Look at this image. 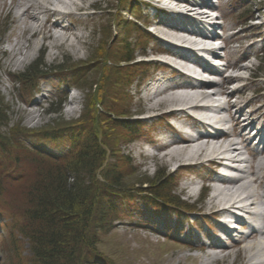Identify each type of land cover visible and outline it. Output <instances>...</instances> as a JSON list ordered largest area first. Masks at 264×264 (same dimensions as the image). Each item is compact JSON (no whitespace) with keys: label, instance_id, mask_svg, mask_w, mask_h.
<instances>
[{"label":"rangeland","instance_id":"obj_1","mask_svg":"<svg viewBox=\"0 0 264 264\" xmlns=\"http://www.w3.org/2000/svg\"><path fill=\"white\" fill-rule=\"evenodd\" d=\"M91 1L96 7L88 11L90 20L86 16H81L83 23L81 27L85 26L80 30L83 35L82 40L77 44L72 42L73 44L69 45L63 40L49 39L48 35L42 39L40 34H37L38 38L32 35L31 31L24 29L21 31L24 37L19 42L17 36L23 24L20 22L21 18L16 15L20 12L17 8L18 0H0V107L2 106L1 111L5 116V123L0 124V172L2 175L18 172L16 175L21 174L18 179H21L23 174L26 178L30 172H35L33 160L40 161V159L27 148L47 155L49 152L55 154L62 152L68 142L61 136L54 137L60 129L56 125L79 120L86 109L87 97H93L92 100L96 102L103 100V97L100 99L99 94L105 93L107 89L105 93L107 95L111 86L108 70L114 68L106 61L117 59V52L125 47L124 44H128V51L133 53L136 62L154 63L147 69L137 70L132 77L131 86H126L121 94L122 97H117L114 103L122 107L124 120H128L129 123L138 122V128L135 130L137 138L127 144L129 141L124 137L114 139L110 131H107L113 142H109V135L105 137L101 135L100 143L106 148L107 146L114 148L113 145L117 147L121 160L117 162V159H113L110 162L122 172L125 167L129 169L124 177L127 188L131 189L132 186L143 181L151 182L156 173L163 174L169 177L168 186L172 190V195L180 198L186 211L195 212L196 207L200 208L202 202L205 204L208 200L207 194L205 200L203 197L196 207H191L196 199L194 194L196 188H199L203 178L214 177L216 174L212 172L213 169L206 166L203 168L190 166L186 169L166 167L163 160L149 157V154L154 153L150 143L153 139L165 141L169 137H175L165 125L158 124V127L153 120H149V94L157 87L162 88L174 82L183 83L185 79H181V75L172 68L162 67L161 65L164 64L155 61L156 59L165 61L163 57L152 52L153 48L164 46V42L155 38L159 34L156 30L151 29L153 30L151 34L147 25L144 28V24L150 19V22L162 21L194 30L201 25L192 22L190 18H182L169 10L166 12L164 9L161 10V7H155L152 5V0H89ZM182 1L184 3V0H171L164 1L163 4L172 6L175 2L176 8H180L176 3ZM210 1L213 7L211 8L216 10L219 16V19L215 20L219 25L216 33L223 42L221 44L223 49L217 52V55L222 57L219 63L226 66L229 75H239L244 78L231 88L246 84L247 90L242 95V104H246L251 98L255 99L246 106L245 112L260 105L264 106V0ZM148 6L158 8L166 15L157 13L154 9L147 8ZM250 13L252 17L249 16ZM136 18H139V25H142L141 35L136 32L132 22ZM70 23L64 21V25ZM24 24L25 29L40 28L33 21L26 20ZM56 31L51 30L47 34L57 36ZM76 33L80 32L76 31ZM237 33H239L238 41L227 43L232 35ZM66 38H70L69 32L66 33ZM16 42L19 46L31 45L30 54L25 57L23 47L19 53H11L10 49ZM251 45H253L252 50ZM245 50L248 51V56L244 55ZM38 59L42 67L45 66L47 69H40L39 88L34 95L38 79L32 81L30 76L33 74L30 73V69ZM92 59L94 63H91ZM233 64L235 65L231 67ZM102 66L105 70L100 74ZM221 69L224 67H219V70ZM22 74L26 77L20 79ZM76 76L84 77L85 82L77 84ZM23 78L29 81L23 83L25 82ZM96 85L102 86L103 90L96 89ZM234 97L231 96L230 100L238 102V96ZM36 100H39V104H33ZM263 113L264 109L261 115ZM197 124L202 127V124ZM197 124L192 130H196ZM77 128L83 129L81 124ZM203 130L206 131V128L203 127ZM129 140L133 138L130 137ZM249 147L255 149L254 144H250ZM14 181L13 192H16L20 190L21 187L18 185L21 182ZM21 181L29 183L32 180ZM14 195L18 199V194ZM257 202L258 209L263 211L264 205L259 191ZM126 206L121 208L118 220L113 223L109 231L99 236V243L96 245L99 256L105 259L107 264H202L205 255L209 254L207 245L210 243L214 245L221 243L226 248L218 250L220 253H216V260L209 264L249 262L248 253L242 250L243 245L226 241L225 237H221L220 228L216 223L205 219L201 214L194 217L171 208L161 210L137 199ZM263 221L264 219H261V231L264 230ZM2 222L4 220H0V224ZM239 229L242 234H234L239 236V239L249 233L245 226ZM8 238L6 230L0 229V258L1 251L5 250L3 264H7L8 260H11L10 264H14L17 259L13 252L14 247L10 246L11 241H8ZM19 246L15 247L16 251L21 255L27 254V245Z\"/></svg>","mask_w":264,"mask_h":264},{"label":"trees","instance_id":"obj_2","mask_svg":"<svg viewBox=\"0 0 264 264\" xmlns=\"http://www.w3.org/2000/svg\"><path fill=\"white\" fill-rule=\"evenodd\" d=\"M133 25L141 35L143 32L137 19ZM124 45L117 52V59L106 61L114 68L108 70L111 86L107 95V89L105 93L99 94L103 100L96 102L92 100L93 97H87L86 109L79 120L56 125L60 129L54 137L61 136L68 142L64 153L57 158L27 148L40 159L33 160L35 172H30L26 178L23 174L21 179H18L21 174L16 175L18 172L4 175L0 172V220H4L0 228L6 230L10 246L14 247L17 259L14 264H107L96 250L99 236L109 231L118 220L121 208H126L134 199L143 200L162 210L171 208L186 211L180 198L172 195L168 186L169 177L163 174L156 173L151 182L143 181L131 189L127 188L124 177L129 169L125 167L122 172L110 162L113 159H117V162L121 160L117 147L113 145L114 148H106L100 143L99 137L109 133L114 139L124 137L129 141L127 144L137 138L135 130L138 122L124 120L122 107L114 103L126 86H131L136 71L147 69L149 63L136 62L133 53L128 51L129 45ZM90 61L94 63V59ZM102 68L100 74L105 70ZM40 69L47 68L42 67L38 59L30 69L33 82L39 79ZM22 77L26 76L22 74L20 79ZM23 80V83L29 81ZM75 82L84 83V77L76 76ZM99 87L96 85L95 88L102 91V86ZM1 107L0 124H4L5 116ZM79 124L83 129L77 128ZM130 137L133 140H129ZM15 162L18 163L16 159ZM23 179L32 181L23 183ZM14 180L21 182L18 185L21 188L16 192H13ZM15 193L20 200L15 198ZM24 244L27 245V254L21 255L15 247ZM4 252L1 251V264L6 255Z\"/></svg>","mask_w":264,"mask_h":264},{"label":"bare ground","instance_id":"obj_3","mask_svg":"<svg viewBox=\"0 0 264 264\" xmlns=\"http://www.w3.org/2000/svg\"><path fill=\"white\" fill-rule=\"evenodd\" d=\"M181 3L183 1L176 5H182ZM184 3H188L184 5L189 10H187V15H180L182 18H190L189 20L194 23H200L199 25L209 20V16L200 12L198 7L202 6L209 9L212 7L211 1L184 0ZM93 7H96L95 4L92 1L89 2V0H18L17 8H19L20 12L16 13V15L21 18L20 22L23 24V28H21L17 38L21 42L24 37L21 31L24 29V31H31L32 35L36 37H38L37 34H40L42 39L48 35V38L54 41L63 40L69 45L73 44L72 42L77 44L83 38L80 30H83L85 27H81V24H83L81 16H86L90 20L88 11L93 9ZM168 10L170 11V9ZM250 14L249 16L252 17V13ZM41 16H44V18H41ZM26 20L37 23L40 28L38 30L29 27L25 29L24 23ZM65 20L71 23L64 25ZM150 23L153 25V29L159 33L155 38L164 42V46L156 49L153 48L152 52L162 55L165 60L167 59V65H171L170 61L173 63L176 60L189 64L193 63L190 61L191 53L196 51L194 47L200 44L189 40L190 37H198L202 41H205L202 49L208 51H211V48H209L207 42L212 47L211 43H215L216 41L212 40V37H220L216 33L212 36V34H205L200 30L168 24L162 21H151ZM51 30H57V36L47 34ZM76 31L80 33H76ZM68 32L70 38L67 39L66 33ZM238 34H233L227 43L238 41ZM251 46L250 49L252 50L253 45ZM22 47L23 55L26 57L32 50L31 45H27V47L23 45L19 46V43L16 42L10 51L11 53H19ZM247 50L244 51L245 56L249 54ZM193 64L197 65L195 62ZM167 65L161 66L170 69V66ZM234 65H231V67ZM181 67L189 73L194 72L193 69L185 68V65H181ZM224 71V69L221 70V73H224ZM241 81L242 77L237 75L223 76L220 84L216 83L213 95L203 93L202 89L207 87L206 84L189 81L183 83L174 82L162 88L157 87L149 94V120H153L155 124H163L168 128L169 126L166 122L173 120L177 123L178 129L176 131L170 128L171 133L177 137L174 139L169 137V139L165 140L168 143L156 144L155 140L151 141L154 153L152 155L149 154V157L161 159L164 161L166 167L174 166L176 169H184L189 166L202 168L206 166L209 168L211 165L222 167L223 163L228 160L245 166L244 170H240V176L229 181L219 176L202 179L203 192L209 193L208 200L205 204L202 202V206L198 209L195 206L196 209L194 210L195 212H192V215L197 216L201 214L214 223H219L215 220V217L218 216L235 219L232 215V210L235 207L239 211L246 213V215L250 214V209L258 205V191L264 205V151L257 150L255 158L245 157L246 151H249V142L253 138L251 130L262 119L263 115H261V111L264 109V106L260 105L258 108L245 112L246 106L255 100L251 98L246 104H242L241 98L244 91L247 90L246 84L236 87L231 91L229 90L230 85H235ZM176 90H193L194 92L192 94H176ZM231 96H238V102L230 100ZM201 103H218V105L214 108H208L205 105H201ZM33 104H39V100L34 101ZM172 107L178 109L172 110L170 109ZM217 113H223L226 117H216ZM194 114L202 121V127L208 125L205 127V133L195 136L191 135V131L194 125L200 122H196L191 118L192 116L196 119ZM205 121L208 122L204 123ZM221 126H225V130L222 133L219 129ZM232 138L237 139V141H233ZM219 227L221 231L226 229L221 224H219ZM240 243L243 245L242 250L248 253L249 262L247 264H264V230L261 231L259 228L251 227L249 233L240 240ZM223 248L224 246L221 245H213L211 249ZM215 260V255L208 254L205 255L202 264H209Z\"/></svg>","mask_w":264,"mask_h":264}]
</instances>
